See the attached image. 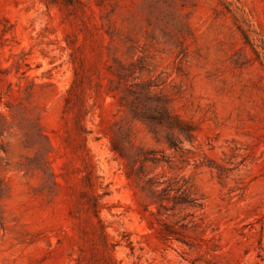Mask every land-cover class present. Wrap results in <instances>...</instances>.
<instances>
[{"label": "rangeland", "instance_id": "rangeland-1", "mask_svg": "<svg viewBox=\"0 0 264 264\" xmlns=\"http://www.w3.org/2000/svg\"><path fill=\"white\" fill-rule=\"evenodd\" d=\"M0 264H264V0H0Z\"/></svg>", "mask_w": 264, "mask_h": 264}, {"label": "trees", "instance_id": "trees-1", "mask_svg": "<svg viewBox=\"0 0 264 264\" xmlns=\"http://www.w3.org/2000/svg\"><path fill=\"white\" fill-rule=\"evenodd\" d=\"M163 113L157 117H154L155 120L158 121H162L163 120V115L165 114V116H168L170 118V121L172 119V121H174L176 123V125L178 126H170L172 129H178V131H180V133H184L185 131V127L188 125L186 123H184L181 119H179L178 117H172L168 112H164V110L162 111ZM162 117V118H161ZM170 125H174L173 123ZM188 132V131H187ZM168 143L170 145V147H178L177 142H174L173 138H168ZM116 149V148H115ZM179 180V179H178ZM178 180H175L173 184L172 182L168 183V185L166 186V189L169 191L175 190V192L177 193V195L173 196V199H175L177 201V203L185 206V207H196L198 206V202H196V198H193L191 193H190V189L188 187H186V184L180 183Z\"/></svg>", "mask_w": 264, "mask_h": 264}]
</instances>
